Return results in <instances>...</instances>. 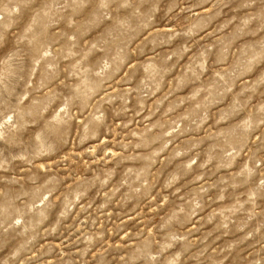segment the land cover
I'll list each match as a JSON object with an SVG mask.
<instances>
[{"label": "rangeland", "instance_id": "1", "mask_svg": "<svg viewBox=\"0 0 264 264\" xmlns=\"http://www.w3.org/2000/svg\"><path fill=\"white\" fill-rule=\"evenodd\" d=\"M0 264H264V0H0Z\"/></svg>", "mask_w": 264, "mask_h": 264}]
</instances>
